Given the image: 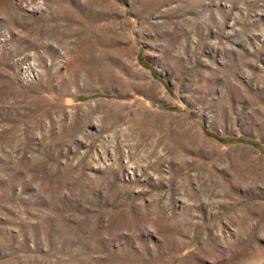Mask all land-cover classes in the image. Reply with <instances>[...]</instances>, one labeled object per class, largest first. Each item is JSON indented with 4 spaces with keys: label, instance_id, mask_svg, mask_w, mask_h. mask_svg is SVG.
<instances>
[{
    "label": "rangeland",
    "instance_id": "obj_1",
    "mask_svg": "<svg viewBox=\"0 0 264 264\" xmlns=\"http://www.w3.org/2000/svg\"><path fill=\"white\" fill-rule=\"evenodd\" d=\"M0 264H264V0H0Z\"/></svg>",
    "mask_w": 264,
    "mask_h": 264
}]
</instances>
